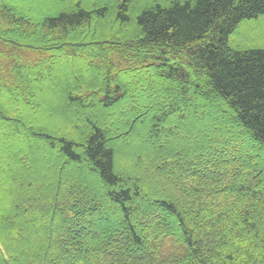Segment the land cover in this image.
<instances>
[{"label": "trees", "instance_id": "1", "mask_svg": "<svg viewBox=\"0 0 264 264\" xmlns=\"http://www.w3.org/2000/svg\"><path fill=\"white\" fill-rule=\"evenodd\" d=\"M262 24L264 0H0V264H264Z\"/></svg>", "mask_w": 264, "mask_h": 264}, {"label": "rangeland", "instance_id": "2", "mask_svg": "<svg viewBox=\"0 0 264 264\" xmlns=\"http://www.w3.org/2000/svg\"><path fill=\"white\" fill-rule=\"evenodd\" d=\"M259 28L261 29V31H264V24H262ZM248 33L250 35H256L255 32H248ZM117 134L118 133H114L113 136H117ZM119 138H123V142H118V144L120 145V148H121L120 150L124 151V153L127 154V155L129 153H131V151H133V149L137 148V146H138L137 142L134 140L132 135H127V137L120 136ZM34 165L36 166L35 163H34ZM152 176L154 177V181H156L155 184H157L158 186L162 187V184H163L162 181L164 180V178H162L160 172L159 173L157 172L155 175H152ZM167 177L170 180L169 175ZM181 198H182V196H181Z\"/></svg>", "mask_w": 264, "mask_h": 264}]
</instances>
